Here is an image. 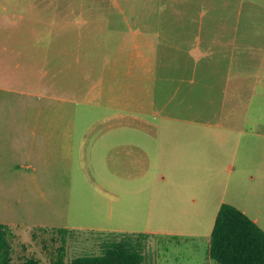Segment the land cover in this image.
Segmentation results:
<instances>
[{"label":"rangeland","instance_id":"374dc122","mask_svg":"<svg viewBox=\"0 0 264 264\" xmlns=\"http://www.w3.org/2000/svg\"><path fill=\"white\" fill-rule=\"evenodd\" d=\"M57 1L0 0V223L12 222L17 235L13 264L29 256L50 264L61 240L52 229L39 228L46 226L71 231L65 264L101 254L100 237L140 233L149 236L146 264H216L206 250L221 195L200 200L198 210H181L171 191L162 195L166 184L138 179L135 166L114 154L121 132L105 128L133 121L132 113L128 101L120 107L113 95L119 91H111L109 105L105 97L99 101L96 81L125 32L107 29L86 10L74 11L81 0H69L71 8L56 11L69 28L53 33ZM49 122L78 126L60 137L4 130L9 124ZM251 160L254 172L256 157ZM214 165L225 177L237 164L227 157ZM250 182H243L238 200L236 188L225 199L261 198L264 187Z\"/></svg>","mask_w":264,"mask_h":264},{"label":"crops","instance_id":"0c3cea01","mask_svg":"<svg viewBox=\"0 0 264 264\" xmlns=\"http://www.w3.org/2000/svg\"><path fill=\"white\" fill-rule=\"evenodd\" d=\"M179 2L191 4V9L158 14V19H176L170 26L112 30L103 17H95L107 29L125 32L96 81L99 101L105 97L109 105L111 91H119L113 95L120 107L128 101L132 113L133 121L105 128L121 132L114 154L135 166L132 174L138 179L157 178L166 184L162 195L171 191L181 210H198L194 205L200 200L220 194L217 211L224 202L232 204L264 230V189L259 199H225L236 188L238 200L249 179L264 187V43L257 38L264 37V0ZM220 6L226 11H218ZM54 9L49 30L68 29V21L57 19ZM76 126L16 123L4 130L26 131L32 138L39 132L60 137ZM227 157L237 165L223 177L214 163ZM150 168L157 170L155 176Z\"/></svg>","mask_w":264,"mask_h":264},{"label":"trees","instance_id":"16d2710c","mask_svg":"<svg viewBox=\"0 0 264 264\" xmlns=\"http://www.w3.org/2000/svg\"><path fill=\"white\" fill-rule=\"evenodd\" d=\"M62 1L56 2V11L71 8V1ZM217 1L221 3L224 0ZM74 7L76 12L86 10L89 12L86 15L103 17L109 29L125 30L159 24L170 26V22L175 23L176 19L168 16L158 19V14L161 11L191 9V4L186 5L179 0H81ZM218 11L224 12L226 9L220 6ZM39 228L52 229L61 240V245L55 248L50 258V264H65L66 238L71 231L62 227ZM16 237L10 225L0 223V264H13ZM148 237L147 233L100 237L104 239L101 254L80 255L74 257L70 264H146L144 251ZM206 253L216 264H264V230L234 205L222 203L215 217ZM39 263L38 257L29 256L19 264Z\"/></svg>","mask_w":264,"mask_h":264}]
</instances>
